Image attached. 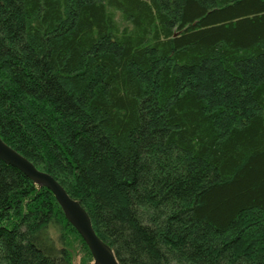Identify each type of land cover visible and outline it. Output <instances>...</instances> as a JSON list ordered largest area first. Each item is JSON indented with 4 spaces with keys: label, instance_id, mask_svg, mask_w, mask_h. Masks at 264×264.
Segmentation results:
<instances>
[{
    "label": "trees",
    "instance_id": "obj_1",
    "mask_svg": "<svg viewBox=\"0 0 264 264\" xmlns=\"http://www.w3.org/2000/svg\"><path fill=\"white\" fill-rule=\"evenodd\" d=\"M0 136L121 264H264V0H0ZM76 244L0 159V264Z\"/></svg>",
    "mask_w": 264,
    "mask_h": 264
},
{
    "label": "water",
    "instance_id": "obj_2",
    "mask_svg": "<svg viewBox=\"0 0 264 264\" xmlns=\"http://www.w3.org/2000/svg\"><path fill=\"white\" fill-rule=\"evenodd\" d=\"M0 159L22 171L38 185L52 191L68 221L87 243L94 264H121L114 251L97 235L91 218L81 203L73 199L53 176L39 170L32 162L6 144L1 136Z\"/></svg>",
    "mask_w": 264,
    "mask_h": 264
},
{
    "label": "rangeland",
    "instance_id": "obj_3",
    "mask_svg": "<svg viewBox=\"0 0 264 264\" xmlns=\"http://www.w3.org/2000/svg\"><path fill=\"white\" fill-rule=\"evenodd\" d=\"M74 264H94V259L91 261L87 256H84L81 247L76 244L74 250Z\"/></svg>",
    "mask_w": 264,
    "mask_h": 264
}]
</instances>
